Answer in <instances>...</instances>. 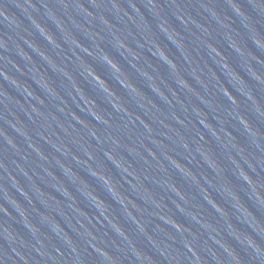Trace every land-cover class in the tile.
Returning a JSON list of instances; mask_svg holds the SVG:
<instances>
[{
  "label": "water",
  "instance_id": "water-1",
  "mask_svg": "<svg viewBox=\"0 0 264 264\" xmlns=\"http://www.w3.org/2000/svg\"><path fill=\"white\" fill-rule=\"evenodd\" d=\"M234 2L0 0L7 264H264V6Z\"/></svg>",
  "mask_w": 264,
  "mask_h": 264
},
{
  "label": "clouds",
  "instance_id": "clouds-1",
  "mask_svg": "<svg viewBox=\"0 0 264 264\" xmlns=\"http://www.w3.org/2000/svg\"><path fill=\"white\" fill-rule=\"evenodd\" d=\"M27 4L28 5H31L33 8L36 7V5L33 3V0H27ZM24 5V4H23ZM233 5L236 9V11L238 13H240L241 15H244V13L242 12V10L239 8V5L238 4H235L234 0H233ZM21 7H23L25 9L26 6H22L20 5ZM259 6H264V0H260V5ZM0 18H3L4 20H6L7 22H11L12 24L16 25V26H19L20 24V21L18 20V18L15 16V14L11 13L7 6L4 5L3 3H0ZM35 23H37V26L40 28V30L42 32H47V30L44 28L43 25L39 24L38 21H35ZM176 43L178 44H182V41H178L175 39V36L173 35L171 37ZM47 39L49 41H51L53 39L52 35L51 34H48L47 35ZM258 45L261 44L262 42L257 38L256 41H255ZM77 43H79V41H77ZM121 45H123V41H120ZM0 47H4L6 48L7 47V41L5 39L4 36H0ZM81 47H83V45H81ZM213 48V51H215L216 53L220 54V55H223V53L218 49L216 48L215 46H212ZM89 51V50H87ZM90 52V51H89ZM159 55L163 56L166 60H168V63L171 64L173 67H175V61H173L167 54V52H165V50L163 48H160V53ZM104 59L108 62L109 66L112 68V69H115L116 71H120V64L115 60L113 59L111 56H109L107 53H105V56H104ZM225 67H227V65H224ZM88 71L94 76L95 80L100 82L102 85H104L105 88L108 89V91L112 92L113 95H115V92L112 91V89L108 88V82L91 66H89L88 68ZM4 75H7L6 73H4ZM27 91L30 95L34 94L32 93V90L30 88H27ZM82 92H84L85 90L84 89H81ZM225 92L231 97V100L233 103H236L237 100H236V97L227 89L225 88ZM96 101L93 99V100H90V106L92 104H95ZM115 107L116 108H122L123 106L119 103H116L115 104ZM93 113L95 114V118L98 120V121H103L104 120V117L95 111V109H93ZM239 119L245 124L247 125L248 124V120L244 117V116H240ZM93 135H95V133H93ZM88 155L91 157L92 156V153H88ZM109 156H112V153L109 152L108 153ZM114 158V157H113ZM117 163H119V161H117ZM179 163V162H177ZM181 167V165H180ZM241 178L247 182V183H252L253 180H252V177L247 173V172H244L243 170H241ZM105 180L108 182V183H111L110 180H108L107 177H105ZM99 199V198H97ZM215 203V201H214ZM101 207H103V204L101 205ZM217 208H220V205L217 204ZM221 211H223V209L221 208ZM5 212H7L5 210ZM175 224V223H174ZM175 226L178 228V229H182V226L179 225V224H175ZM29 227L33 230V231H39V229L36 228L35 225H29ZM59 224L56 225V228L59 229ZM117 229L118 231H120L121 233L123 232V230L121 228H119L117 226ZM5 231L7 232L8 230L5 229ZM14 235V234H13ZM66 240H70L71 237H68V236H65L64 237ZM249 244L250 245H253L254 242L249 240ZM187 247L189 249L192 248V245L191 244H188ZM103 251V250H101ZM194 251V249H193ZM105 255H108L106 252L104 253ZM238 259V258H237ZM0 264H7V262L5 261L4 257L3 256H0Z\"/></svg>",
  "mask_w": 264,
  "mask_h": 264
}]
</instances>
